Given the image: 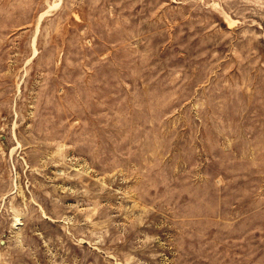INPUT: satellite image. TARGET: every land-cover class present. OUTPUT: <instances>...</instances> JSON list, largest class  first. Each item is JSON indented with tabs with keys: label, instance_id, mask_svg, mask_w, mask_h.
I'll list each match as a JSON object with an SVG mask.
<instances>
[{
	"label": "rangeland",
	"instance_id": "obj_1",
	"mask_svg": "<svg viewBox=\"0 0 264 264\" xmlns=\"http://www.w3.org/2000/svg\"><path fill=\"white\" fill-rule=\"evenodd\" d=\"M0 264H264V0H0Z\"/></svg>",
	"mask_w": 264,
	"mask_h": 264
},
{
	"label": "bare ground",
	"instance_id": "obj_2",
	"mask_svg": "<svg viewBox=\"0 0 264 264\" xmlns=\"http://www.w3.org/2000/svg\"><path fill=\"white\" fill-rule=\"evenodd\" d=\"M44 17V16H43Z\"/></svg>",
	"mask_w": 264,
	"mask_h": 264
}]
</instances>
